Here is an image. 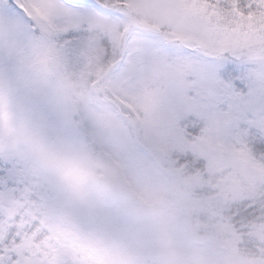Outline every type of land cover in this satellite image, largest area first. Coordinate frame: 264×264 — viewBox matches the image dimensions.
I'll return each instance as SVG.
<instances>
[{
  "label": "snow or ice",
  "instance_id": "snow-or-ice-1",
  "mask_svg": "<svg viewBox=\"0 0 264 264\" xmlns=\"http://www.w3.org/2000/svg\"><path fill=\"white\" fill-rule=\"evenodd\" d=\"M0 264H264V0H0Z\"/></svg>",
  "mask_w": 264,
  "mask_h": 264
}]
</instances>
